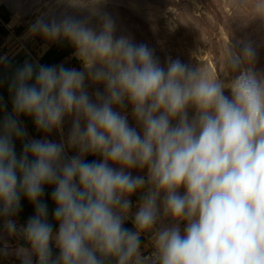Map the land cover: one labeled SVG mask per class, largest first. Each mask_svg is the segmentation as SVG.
<instances>
[{
	"label": "clouds",
	"instance_id": "clouds-1",
	"mask_svg": "<svg viewBox=\"0 0 264 264\" xmlns=\"http://www.w3.org/2000/svg\"><path fill=\"white\" fill-rule=\"evenodd\" d=\"M100 3L68 0L99 17V32L74 16L39 17L30 27L46 40H67L83 71L25 62L10 84L13 111L0 123V216L17 215L22 196L35 209L19 229L4 221L9 235L19 232L31 246L16 255L23 264H33V255L37 264H264V72L242 68L256 61L253 43L240 41L236 51L230 42L229 83L179 59L162 67L147 45L114 35ZM86 78L104 85L94 100ZM126 101L140 131L116 110ZM21 114L46 133L73 117L68 145L78 154L65 159L63 143L33 139L18 157ZM86 155L102 159L87 162ZM137 168L147 176H133ZM45 185L54 186L55 235L41 201ZM145 188L133 231L124 227L128 197ZM165 216L177 223L156 229L155 251L142 255L141 234Z\"/></svg>",
	"mask_w": 264,
	"mask_h": 264
},
{
	"label": "rangeland",
	"instance_id": "rangeland-1",
	"mask_svg": "<svg viewBox=\"0 0 264 264\" xmlns=\"http://www.w3.org/2000/svg\"><path fill=\"white\" fill-rule=\"evenodd\" d=\"M260 4H264V0H101L97 8L115 22L116 37L127 36L137 45H147L162 67L166 66L169 58L179 59L185 64L198 67L211 78H220L229 83L234 75L226 64L230 42L234 50L239 51L240 41H251L257 50V58L252 64H243L242 68L264 72V6L257 7ZM64 16L88 19L90 27L97 32L100 30L101 21L98 16H92L87 7L72 8L68 0H0V18L12 27V35L19 38L14 35L11 37L8 47L14 53L18 50V54H31L36 59L43 55L48 66L62 64L83 71L81 62L74 55L73 46L67 40L60 38L53 42L30 32L31 25L39 17L46 21L53 18L59 21ZM85 88L93 100L95 92L104 91L103 84H94L87 78ZM224 94L230 97V89L226 88ZM116 110L126 114L129 125L140 131L127 101L126 107ZM192 115L193 110L189 109V116ZM72 120L73 117L66 116L62 131L46 133L41 130L32 140L63 143L64 158L75 156L78 150L68 145ZM84 159L87 162H99L102 158L86 155ZM110 166L119 168L118 165ZM130 171L133 176H147L146 168ZM146 190L142 189L128 197L132 201L129 222L133 223V214ZM179 192L182 195L184 189L181 188ZM175 223L171 217H162L152 231L144 234L152 238L156 229L171 227ZM179 227L183 233L185 222L180 221Z\"/></svg>",
	"mask_w": 264,
	"mask_h": 264
},
{
	"label": "crops",
	"instance_id": "crops-1",
	"mask_svg": "<svg viewBox=\"0 0 264 264\" xmlns=\"http://www.w3.org/2000/svg\"><path fill=\"white\" fill-rule=\"evenodd\" d=\"M12 35V27L7 25L0 18V123H2L4 117L8 114H11L13 111V96L14 92L10 91V84L13 81L15 73L18 68L22 67L25 62L29 63H39L42 65H46V60L43 55H39L36 57L24 54H18V50L14 51L10 49L9 44H11ZM33 59V61L31 60ZM34 82V77L33 81ZM18 120L19 126L26 132V135L20 139L13 138V143L15 146L16 155L19 157L22 154L23 146L25 143L32 140V137L36 134H39L41 130H38L34 124V120L31 116H26L21 114L19 117H16ZM71 156V155H70ZM70 158V157H69ZM31 159V157H30ZM54 190V186L45 185L44 186V195L41 197V201L47 204L48 207V221L53 226V234L55 235L58 232V224L55 222L53 218V211L55 208V204L52 201L51 193ZM0 208H2V204H0ZM35 214L34 205L31 204L26 197H21V208L17 215L11 217L0 216V264H11L7 261V257L19 258L16 255V249L20 246L26 247L30 249V244L23 238L21 233H17L14 235H9L7 231L4 229V221L6 219H13L16 224L20 226L26 225L28 219ZM128 219L124 223V227L135 231L133 223ZM128 221V222H127ZM127 222V223H126ZM141 241V253L145 252L150 248V238L147 234L142 233L140 236ZM12 245V248H4ZM53 257H57L59 255V249L55 246V241L51 242ZM21 259V258H20ZM33 264H37L36 256H32ZM114 264V261L112 262Z\"/></svg>",
	"mask_w": 264,
	"mask_h": 264
},
{
	"label": "built area",
	"instance_id": "built-area-1",
	"mask_svg": "<svg viewBox=\"0 0 264 264\" xmlns=\"http://www.w3.org/2000/svg\"><path fill=\"white\" fill-rule=\"evenodd\" d=\"M17 226H19V224H17ZM12 247H13L12 245H10V247L6 245V247H4V248H12ZM154 251H155L154 241H150V248L148 250H146L145 252H142L141 254L144 255V256H149ZM7 261L10 262L11 264H23L22 259L13 258V257H10V256L7 257ZM36 261H37V257H36Z\"/></svg>",
	"mask_w": 264,
	"mask_h": 264
},
{
	"label": "bare ground",
	"instance_id": "bare-ground-1",
	"mask_svg": "<svg viewBox=\"0 0 264 264\" xmlns=\"http://www.w3.org/2000/svg\"><path fill=\"white\" fill-rule=\"evenodd\" d=\"M14 35V34H13ZM15 36V35H14ZM16 37V36H15ZM17 38V37H16ZM17 39H19V38H17Z\"/></svg>",
	"mask_w": 264,
	"mask_h": 264
}]
</instances>
